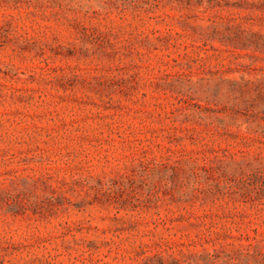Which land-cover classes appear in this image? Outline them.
Returning a JSON list of instances; mask_svg holds the SVG:
<instances>
[{"label": "rangeland", "instance_id": "obj_1", "mask_svg": "<svg viewBox=\"0 0 264 264\" xmlns=\"http://www.w3.org/2000/svg\"><path fill=\"white\" fill-rule=\"evenodd\" d=\"M0 264H264V0H0Z\"/></svg>", "mask_w": 264, "mask_h": 264}]
</instances>
